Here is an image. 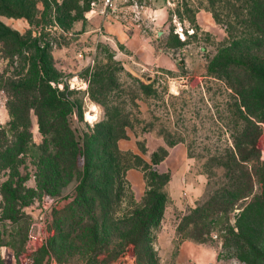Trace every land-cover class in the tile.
<instances>
[{"label": "trees", "instance_id": "1", "mask_svg": "<svg viewBox=\"0 0 264 264\" xmlns=\"http://www.w3.org/2000/svg\"><path fill=\"white\" fill-rule=\"evenodd\" d=\"M210 1L211 5L205 8L212 11L227 35L209 57L207 74L224 80L235 92L238 126L235 149L214 159L234 181L246 180V187L252 189L257 173L249 163L260 162L258 142L264 128V0H218L225 1L223 8L215 0ZM87 8L80 0H0V15L22 16L30 24L21 33L0 19V50L11 61H17V65L12 63L14 72H0V90L7 92L11 114L22 125L13 131V127L0 124V174L5 175L0 179V219L19 226L26 215L25 206L39 197L60 194L76 180L72 200L55 211V231L48 244L55 259L65 262L76 256L86 264H97L96 257L101 252L113 256L118 250L123 251L127 242H133L139 254L147 257L148 263L145 260L143 264H157L151 231L163 218L170 198L164 186L171 185L173 178L169 167L161 169L158 164L168 156L169 148L180 141L166 135V142L150 150L148 143L143 147L140 138H136L142 153L122 148L120 140L130 138L129 127L138 134L137 125L142 124L145 132L154 127L155 120L141 117V110L124 112L119 105L106 104L118 83L113 70L107 71L103 66L94 72L97 83L92 97L105 105L104 114L86 130L73 125L74 114L84 120V101L70 97L75 90L59 77L61 72L54 64L49 44H42L34 34L35 27H49L48 20L54 12L58 24L69 29ZM197 10L187 16L195 26L194 33L188 35L196 36L201 27ZM176 13L183 22L179 11ZM175 27L171 16L166 45L177 48L189 41L182 39ZM32 112L42 133L39 142L34 139ZM147 152L148 158L144 156ZM132 159L136 160L135 165L130 163ZM129 168L143 172L146 186L140 197L127 177ZM32 176L33 185L27 183ZM125 176L131 182L135 200L131 209L120 207ZM10 231L9 239L0 237V247L9 243L19 252L27 236L24 230ZM185 238L203 242L196 235L182 239ZM63 250L66 257L61 255ZM2 260L0 253V263Z\"/></svg>", "mask_w": 264, "mask_h": 264}, {"label": "rangeland", "instance_id": "2", "mask_svg": "<svg viewBox=\"0 0 264 264\" xmlns=\"http://www.w3.org/2000/svg\"><path fill=\"white\" fill-rule=\"evenodd\" d=\"M91 1L80 0L88 8L73 21L69 29L58 24L54 12L48 20L51 21L49 27H35L37 30H34V34L39 37V42L49 44L54 64L61 72L59 77L69 88L75 90L70 97L84 101V120H79L74 114L73 125L86 130L104 114L105 105L92 97L97 83L94 72L97 67L103 66L107 71L113 70L118 83L110 91L106 104L110 107L119 105L124 112L141 110V117L146 120H153L154 117L155 120L154 127L145 132L142 131V124L137 125L138 134L129 127L130 138L122 143L123 148H132L142 153L140 147L134 143L136 138H140L143 147L148 143L149 149H153L156 139L165 141L166 135L187 147L188 155L183 159H178L176 163L173 161L172 165L166 162L167 167L173 171L174 185L171 187L168 183L165 184L164 189L169 192L170 198L161 222L151 231L157 264H179V243L183 237L191 235L200 237L203 245L215 251L216 256L210 264H264V128L258 142L261 149L260 162L249 163L257 173L252 189L246 187V180L234 181L214 159H219L235 149L238 127L234 111L235 92L224 80L207 74L209 57L224 38H219L216 33L201 26L196 36L188 35L187 32L186 38H182L189 41L187 44L174 48L166 45L169 40L170 18L164 24H157L153 28L145 25L147 31L153 34V42L157 48L169 53L177 64L174 68H163L159 65L144 68L101 24L105 19L111 18L131 25L128 16L122 14L124 10L119 8L107 15L99 12L91 14L88 13ZM97 1L98 5L101 4V0ZM124 1L117 0L118 5L121 2L119 7L125 5ZM215 2L219 7L225 6V1ZM39 4L42 7V3ZM168 4L170 15L174 17L176 14L180 20L176 13V10L179 11L184 19L181 21L184 29L193 27L195 31V26L191 25L187 16L191 17L197 9L209 7L211 1L171 0ZM186 9L190 12L187 13ZM117 11L120 13L117 14ZM130 12L128 10L127 14L130 15ZM97 15H100L102 22H99ZM0 19L21 33L30 26L22 16L1 14ZM160 29L163 33L157 36ZM226 35L227 32L225 37ZM12 63L17 65L16 60L11 61L0 50V72H14ZM59 84L60 87L64 86L63 82ZM7 101V92L0 90V124L13 127V131H17L22 125L17 118H13ZM31 116L34 139L39 142L42 133L37 116L33 112ZM131 153L127 156H132ZM146 154L149 152L144 154L148 158ZM130 163L135 165L136 160L132 159ZM130 169L127 170V177ZM4 177L1 173L0 179ZM27 183L35 184L34 176ZM122 184L124 196L120 207L131 209L135 206L131 182L125 176ZM76 185V180H73L60 194L54 195L55 203L46 212L42 210L43 197L25 206L26 215L19 222V226L11 225L10 220L0 219L1 239H9L12 228L24 230V236H27L25 244L23 243L25 246L29 235L36 233L38 229L46 236L42 243L36 242L41 247L27 253L25 259V246L17 252L11 244H2L0 253L3 260L0 264H48L53 260L57 261L50 251L51 245H48L50 236L55 231L54 215L57 209L72 200ZM124 248L123 251L113 253V256L106 251L101 252L95 262L143 264L146 260L148 263L147 257L139 254L133 242H127ZM60 252L66 257L65 250ZM65 262L86 264L83 258L76 256ZM152 262L153 260L149 261Z\"/></svg>", "mask_w": 264, "mask_h": 264}, {"label": "crops", "instance_id": "3", "mask_svg": "<svg viewBox=\"0 0 264 264\" xmlns=\"http://www.w3.org/2000/svg\"><path fill=\"white\" fill-rule=\"evenodd\" d=\"M125 0L123 3L125 5L119 7L117 0L114 2L117 4V9L124 10L122 12L123 16H128V20H131V25H127L125 22H121L118 19H105L103 22L100 19V15L96 16L99 22H102L105 31L110 35L117 38L128 50L130 56L138 62L144 68H149L150 66H162L163 68H174L177 64L175 59L167 52L161 51L157 48L153 42V34L147 31L146 26L150 28L156 27L157 24H164L169 18L170 15V6L169 0ZM158 2V3H157ZM138 3V7L134 4ZM134 8H137L139 11L137 15L134 13ZM130 10V15L127 14V11ZM120 11H117V14ZM137 16V17H136ZM196 19L200 26L204 29L209 30L213 33H216L219 38H224L226 34L225 28L217 22L211 10L207 8H200L196 12ZM101 27V26H100ZM163 31L160 29L157 32V36H161ZM153 149L157 148L160 144L163 143L162 139H156ZM126 139L123 138L120 140V146L125 142ZM136 144V140H134ZM123 148V147H122ZM150 149V150H153ZM187 152V147L182 143H177L174 146L169 148L168 156L161 161L158 166L161 169H166L167 163L169 162L172 165L178 162V159H183ZM167 162V163H166ZM129 179L133 183L135 193L140 197L145 190V179L143 172L137 168H131L128 173ZM174 178V174H173ZM171 180V187L174 185V179ZM178 249V260L179 264H210L211 261L215 258L216 253L212 249L203 245L202 242H197L190 238L182 239L179 243ZM8 246H6L7 248ZM25 251L23 253V259L27 253L37 251L41 246L36 248H29L28 245L25 246ZM16 258V257H15ZM48 264H69L68 262L51 261Z\"/></svg>", "mask_w": 264, "mask_h": 264}, {"label": "built area", "instance_id": "4", "mask_svg": "<svg viewBox=\"0 0 264 264\" xmlns=\"http://www.w3.org/2000/svg\"><path fill=\"white\" fill-rule=\"evenodd\" d=\"M169 3H171V0H169ZM136 7H138V3L134 4ZM117 9V4L114 2V0H101V4L98 5L97 0L91 1V6L88 10V13H101L102 15H107L110 11L114 12ZM137 8H134L135 15L138 14ZM137 17V16H136ZM174 23L176 25L175 31L179 34L181 38H186V30L184 29V26L181 22V20H178V17L176 14H174L173 17ZM188 32H194V28L191 27V29H188ZM55 203V197L53 195H45L42 199V210L46 212V210L50 209ZM44 214V213H43ZM43 216V215H42ZM40 226V224L38 225ZM46 238L45 235L42 234V231L38 229L36 233L29 235V240L27 242V245L29 248H36L37 241L42 243V241Z\"/></svg>", "mask_w": 264, "mask_h": 264}]
</instances>
